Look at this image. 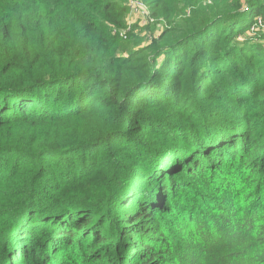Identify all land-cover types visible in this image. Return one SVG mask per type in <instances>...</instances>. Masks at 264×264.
<instances>
[{
	"label": "trees",
	"instance_id": "1",
	"mask_svg": "<svg viewBox=\"0 0 264 264\" xmlns=\"http://www.w3.org/2000/svg\"><path fill=\"white\" fill-rule=\"evenodd\" d=\"M127 1L0 0V264H264V0Z\"/></svg>",
	"mask_w": 264,
	"mask_h": 264
},
{
	"label": "rangeland",
	"instance_id": "2",
	"mask_svg": "<svg viewBox=\"0 0 264 264\" xmlns=\"http://www.w3.org/2000/svg\"><path fill=\"white\" fill-rule=\"evenodd\" d=\"M131 1H137L142 5L141 9L138 10H130L129 4ZM126 6L128 8L124 26L122 28H117L121 32H124L126 30V38L123 39V37L116 34L119 38H122L123 40H126L128 38V35H136L137 38L141 39L145 44L148 42L151 38L157 37L159 33L161 32L162 27L164 26L160 22H156L154 18L150 16L149 7L147 2L143 0H128L126 3ZM258 19V18H257ZM256 19V21H257ZM260 19V18H259ZM256 21L254 24H256ZM247 24V20L244 21V25ZM147 26L149 28H147ZM125 28V29H124ZM124 29V30H123ZM256 30H260L264 32V29L262 28H256L254 32H251V28L249 29L250 33H255ZM113 32V29H112ZM115 34V33H114Z\"/></svg>",
	"mask_w": 264,
	"mask_h": 264
},
{
	"label": "built area",
	"instance_id": "3",
	"mask_svg": "<svg viewBox=\"0 0 264 264\" xmlns=\"http://www.w3.org/2000/svg\"><path fill=\"white\" fill-rule=\"evenodd\" d=\"M129 8H130V10H138V9H141L142 8V5L139 3V2H137V1H131L130 2V4H129ZM258 29V28H262V29H264V24L262 23V20L261 19H257V21H256V24H253L252 26H251V32H254V30L255 29ZM125 29V28H124ZM123 29V30H124ZM121 30V29H120ZM120 30H118L117 28H113V33H115V34H118L119 36H121V37H123V39H125L126 38V31H128V30H126V31H124V32H121Z\"/></svg>",
	"mask_w": 264,
	"mask_h": 264
}]
</instances>
